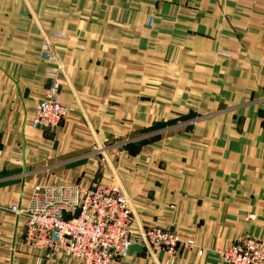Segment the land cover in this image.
Instances as JSON below:
<instances>
[{"label":"crops","instance_id":"0c3cea01","mask_svg":"<svg viewBox=\"0 0 264 264\" xmlns=\"http://www.w3.org/2000/svg\"><path fill=\"white\" fill-rule=\"evenodd\" d=\"M46 41L53 62L40 57ZM58 66L70 113L34 128ZM177 122L180 134L167 126ZM117 139L128 142L112 154ZM59 181L119 184L133 231L195 242L174 264H226L213 250L264 238V0H0V207H26L35 186ZM24 221L0 208V264H78L26 246ZM165 258L143 246L115 264Z\"/></svg>","mask_w":264,"mask_h":264},{"label":"built area","instance_id":"2783aa9c","mask_svg":"<svg viewBox=\"0 0 264 264\" xmlns=\"http://www.w3.org/2000/svg\"><path fill=\"white\" fill-rule=\"evenodd\" d=\"M66 36L56 34L58 38ZM40 57L51 62L56 60L50 42L42 44ZM59 70L46 72L48 86L36 103L34 128L56 129L70 113L63 101L62 70ZM0 208L25 219L23 242L26 246L45 252L48 258L63 255L78 264H115L119 258L129 255L133 245L147 246L155 254L163 251L166 258L161 264H174L181 250L195 245L194 241L161 226L133 231L130 200L115 182L90 186L63 181L45 183L35 186L26 207L13 204ZM213 252L226 264H264V238L247 236Z\"/></svg>","mask_w":264,"mask_h":264},{"label":"rangeland","instance_id":"374dc122","mask_svg":"<svg viewBox=\"0 0 264 264\" xmlns=\"http://www.w3.org/2000/svg\"><path fill=\"white\" fill-rule=\"evenodd\" d=\"M57 17V16H56ZM109 18L110 19H112V18H114V15H112V13H110V16H109ZM116 18V17H115ZM63 21H66V20H63ZM153 22H154V15H148V17H147V26H150L151 24H153ZM131 30L132 31H135L136 30V27H132L131 28ZM110 31H115V33L116 34H119V35H124V33L127 31V29L125 28V27H123V26H120V25H117V26H114L113 27V30H110ZM56 34H58V33H53V37L54 38H58V37H56ZM42 47V46H41ZM41 50V49H40ZM223 53H225V52H223ZM188 61H191L190 59H187V58H183V59H180L179 60V62H181V63H183V64H188ZM143 65H145V66H147L148 67V75H147V77H148V79L149 80H153L154 79V77H155V74H154V71L153 70H150V68H151V66L153 67L154 66V64L152 63V60H151V58H149L148 60H147V62H146V64L144 63V62H142V66ZM169 65H171V63H169ZM134 66H135V68H139V61H137L136 62V64H134ZM59 66L58 67H56V68H53V69H58L59 70ZM154 68V67H153ZM169 68H171V66L169 67ZM62 70V69H61ZM59 73H60V70L58 71ZM187 74V72H185L184 73V76H187V77H190L191 78V75L190 74H188V75H186ZM62 78H63V75H62ZM167 124H165L164 126H166ZM184 123L183 122H181V123H172V124H169V125H167L169 128L171 127V126H173V131H172V133H175V134H180V132L181 131H183V129H184ZM137 126H139V128H141L143 125L142 124H138ZM157 124H155V123H153L152 124V126L148 129V128H142V129H140V130H137L136 131V133L138 134V135H136V136H140V135H142V134H144V133H146V132H148V131H152L153 130V132H155L156 130H158L157 129ZM133 133H135V132H133ZM164 136H167V133H165V135ZM154 137V136H153ZM118 140V142H115V141H109V142H107V144H106V146H107V148L109 149V151H110V153H112V154H114L115 152H117V153H121V152H123V150L125 149V147H126V145H125V143H127L128 141H125V140H122V139H117ZM99 155H101V154H99ZM101 158L103 159V157L101 156ZM152 227V226H151ZM162 227V226H161Z\"/></svg>","mask_w":264,"mask_h":264},{"label":"water","instance_id":"95a60500","mask_svg":"<svg viewBox=\"0 0 264 264\" xmlns=\"http://www.w3.org/2000/svg\"><path fill=\"white\" fill-rule=\"evenodd\" d=\"M142 248H143V246H141V245H133L129 248L128 254L133 253V251H135V250H141Z\"/></svg>","mask_w":264,"mask_h":264},{"label":"bare ground","instance_id":"6f19581e","mask_svg":"<svg viewBox=\"0 0 264 264\" xmlns=\"http://www.w3.org/2000/svg\"><path fill=\"white\" fill-rule=\"evenodd\" d=\"M133 214V213H132Z\"/></svg>","mask_w":264,"mask_h":264}]
</instances>
